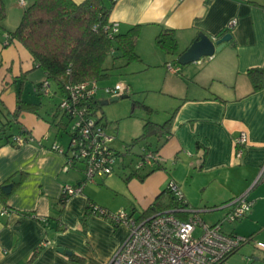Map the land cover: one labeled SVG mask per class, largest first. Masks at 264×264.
<instances>
[{
	"label": "crops",
	"instance_id": "1",
	"mask_svg": "<svg viewBox=\"0 0 264 264\" xmlns=\"http://www.w3.org/2000/svg\"><path fill=\"white\" fill-rule=\"evenodd\" d=\"M233 20L237 25L229 30ZM110 23L120 33L140 26L136 51L147 69L166 72L174 100L168 132L154 139L166 160L163 168L141 172L146 175L142 180H125L134 201L130 214L140 219L155 205L167 208L166 186L173 181L205 223L222 222L227 234L253 237L231 263L252 257L255 264H264V250L256 246L264 245V86L256 91L248 76L250 70H261L264 83V0H117ZM167 29L175 31L181 54L200 33L212 38L231 33L233 38L215 56L176 75L166 64L177 66V58L156 46V38ZM6 35L0 51L12 44L6 45ZM8 108L4 119L10 127L13 122L19 126L0 134V187L19 174L21 182L6 201L0 199V264H108L128 229L91 214L88 206L112 211L100 199L111 189L87 184L81 195L62 204L64 186L79 185L85 176L82 166L66 172V156L52 150L54 145L65 149L52 134L54 126L59 135L64 132L60 119L50 123L39 111L34 115L25 108ZM23 128L32 141L15 146L12 139ZM241 132L249 141L238 159L234 140ZM245 192L253 202L250 215L235 223L225 221V205Z\"/></svg>",
	"mask_w": 264,
	"mask_h": 264
},
{
	"label": "built area",
	"instance_id": "2",
	"mask_svg": "<svg viewBox=\"0 0 264 264\" xmlns=\"http://www.w3.org/2000/svg\"><path fill=\"white\" fill-rule=\"evenodd\" d=\"M18 3L20 7L27 6L26 0H19ZM113 25L111 31L118 33V25ZM236 25L237 20H233L228 29L231 30ZM167 70L172 74L181 72V68L172 63L167 65ZM130 91L129 85L121 83L115 88H106L105 94L112 99L122 98L128 96ZM36 92L50 95V83L44 82L38 86ZM99 92L100 88L96 83L85 82L72 87L69 96L63 98L59 105L60 112L67 115L70 141L67 149L54 145L52 150L66 156V172L82 166L85 176L84 182L79 185L64 186L62 203L81 195L88 183L96 184L98 178L112 176L120 168H131L133 164H127L125 154L112 147L114 137L106 131L108 124L105 126L103 120L90 115L87 109L77 108L82 100L86 103L99 96ZM26 134L27 130L23 129L20 135L12 139V143L23 146L32 141ZM248 141L245 132L235 138L238 159L242 158ZM138 157L139 162L135 168L137 171L164 164L160 152H154L147 147L142 148ZM168 188L179 205L144 220L136 219L126 210L113 213L97 204H89L88 211L91 214L114 226L123 225L128 229L126 239L108 264H233L230 262L232 256L243 246L253 242V237L225 233L222 222L214 225L205 223L199 210L187 204L181 188L175 182L171 181ZM252 207L249 192L243 193L225 205L224 208L229 209L225 221H242L250 215ZM256 246L264 250L263 244L256 243ZM242 264H255L254 258L247 257Z\"/></svg>",
	"mask_w": 264,
	"mask_h": 264
},
{
	"label": "trees",
	"instance_id": "3",
	"mask_svg": "<svg viewBox=\"0 0 264 264\" xmlns=\"http://www.w3.org/2000/svg\"><path fill=\"white\" fill-rule=\"evenodd\" d=\"M116 2L114 0H85L78 4L73 0H33L30 5L24 7L17 29L14 32H7L6 43L7 45L15 42L21 43L28 50L34 63L32 70L41 69L46 76L44 82H53L61 94V98H67L70 89L74 86L85 82H94L98 85L99 81L108 79L110 77L109 68L106 66L108 58L113 57L115 60L119 55L125 58L128 64L141 60L136 51L140 26L132 27L126 33L111 31L114 25L110 23V16ZM6 17L4 0H0V29H3ZM156 46L164 54L177 58L176 62L179 66L178 60L181 53L174 30H163L156 38ZM180 74L181 72L176 75ZM248 76L256 91L263 88L261 70H250ZM58 92L56 91L55 94ZM39 96L42 94L39 93ZM104 101L106 100L96 96L86 103L82 100L77 104V108L87 109L90 111V115L104 120L103 115H98ZM59 105H57L54 117L60 119L58 126L62 125L63 131L68 132V123H64L68 120L67 115L60 112ZM41 106V104H26L22 106V109L37 112ZM171 122V119L164 124L146 121L142 136L135 139L131 145L126 146V153L131 154L133 147L139 143L144 144L142 148L147 147L154 152H160L158 148L152 149L153 144H148L147 141L161 140L168 132ZM102 123L104 124V122ZM3 131H5L4 127L0 129V134ZM8 141H10L9 138ZM140 155L141 153L138 156ZM162 168L163 165H159L149 168L148 171L152 173ZM142 171L133 170L125 180L135 177L142 180L146 176L140 175ZM166 192L169 194L170 200L167 208L163 209L161 206L155 205L145 212L140 220L171 210L179 205L168 187ZM7 198L8 196L0 187V199L6 201ZM181 218H185V216H181Z\"/></svg>",
	"mask_w": 264,
	"mask_h": 264
},
{
	"label": "rangeland",
	"instance_id": "4",
	"mask_svg": "<svg viewBox=\"0 0 264 264\" xmlns=\"http://www.w3.org/2000/svg\"><path fill=\"white\" fill-rule=\"evenodd\" d=\"M18 2L19 0H4L7 17L3 29H0V41L3 43H5V33L14 32L21 22L24 8L20 7ZM32 2L33 0H26L27 5ZM117 58L114 60L113 57H110L106 62L110 77L99 81V98L106 101L111 100L112 98L105 94V89L115 88L121 83L129 85L131 91L127 99L101 105L98 115L104 116L103 122L105 125L108 124L106 131L114 137L112 147L118 152L127 154L125 145H131L135 139L142 136L146 121L164 124L171 119L174 100H172L168 93L169 89L166 87V72L164 74L161 69H147L148 67L146 68L142 59L128 64L125 58L119 55ZM204 59L206 58H202V60ZM178 65L181 69L185 67ZM32 69L33 64L30 61L29 52L21 43H12L0 51V129L4 127L7 128L8 132L15 131L14 128L19 125L13 122L10 127L4 116L10 110L8 107L14 110L17 107L20 109L26 104H41L43 107L41 106L42 108L39 109L40 116L50 123L55 120L53 115L57 105L61 103V94L56 89V85L50 82L51 95L42 94L39 96L36 89L46 80V76L41 69ZM56 91L57 94H55ZM29 112L31 111H26V113ZM31 113L37 115L35 112ZM65 123L67 124L68 121L66 120ZM52 129L53 136H58L60 144L66 149L70 141L68 132H61L59 135L55 126ZM147 142L153 144L152 149H155L158 144L154 139ZM143 145V143H139L133 147V154L126 155L127 164L133 161L131 168L119 169L117 170L118 173L112 176L97 179L96 185H103V187L111 189L103 191L100 199L102 203H109L113 207L110 208L113 213L125 209L130 213L131 202L134 201L129 194V185L125 182V175H129L135 170L136 164L139 162L138 155L142 152ZM163 159L166 163L165 158ZM148 170L149 168H146L142 172ZM76 174L82 175L81 173ZM122 227L124 226L122 225Z\"/></svg>",
	"mask_w": 264,
	"mask_h": 264
},
{
	"label": "water",
	"instance_id": "5",
	"mask_svg": "<svg viewBox=\"0 0 264 264\" xmlns=\"http://www.w3.org/2000/svg\"><path fill=\"white\" fill-rule=\"evenodd\" d=\"M233 38L231 33L224 35L221 38L210 37L204 33H200L192 45L179 57V64L181 66H187L190 64L198 63L202 58H210L221 52ZM128 96L122 98H113L109 101H104L102 105H108L109 103H116L120 99H127ZM21 182V175H17L11 180V183L2 187L4 194L9 195L16 185ZM59 252L72 255L71 252L65 251L63 248L59 249Z\"/></svg>",
	"mask_w": 264,
	"mask_h": 264
}]
</instances>
